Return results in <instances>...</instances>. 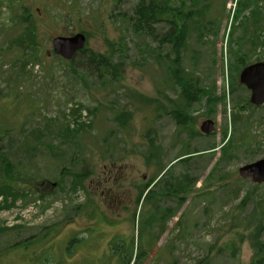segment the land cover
Masks as SVG:
<instances>
[{"label":"rangeland","instance_id":"rangeland-1","mask_svg":"<svg viewBox=\"0 0 264 264\" xmlns=\"http://www.w3.org/2000/svg\"><path fill=\"white\" fill-rule=\"evenodd\" d=\"M139 1L0 0V153L23 196L6 202L0 196V264H109L113 240L127 249L149 240L140 264H250L253 241L264 242V184L238 176L241 166L264 158V105L229 124L239 113L235 105L250 96L239 84L240 71L264 63V45L252 46L264 16L255 22L252 5L237 13L236 0H208L201 38L191 37L183 58L184 68L195 58L191 70L206 93L186 111L196 137L178 134L168 115L181 105L159 66L157 43L137 37L126 22ZM258 3L264 11V0ZM32 28L30 57L16 42ZM77 33L86 37V53L55 58L52 38ZM167 52L163 46L161 54ZM102 55L113 71L90 64L89 57ZM120 113L131 115L125 126L115 121ZM208 119L216 130L203 135L198 129ZM226 131L232 144L223 156ZM150 142L158 167L170 168L169 182L184 175L194 181L180 207L152 185L151 201L137 202L157 173L146 164ZM194 150L212 153L177 162ZM46 229L52 235L44 238ZM74 239L80 243L67 255Z\"/></svg>","mask_w":264,"mask_h":264},{"label":"trees","instance_id":"trees-1","mask_svg":"<svg viewBox=\"0 0 264 264\" xmlns=\"http://www.w3.org/2000/svg\"><path fill=\"white\" fill-rule=\"evenodd\" d=\"M258 4V0H236V5L239 6L237 13L240 12L242 8H246L247 6L252 5L254 6V9H252L250 17L254 18L255 22H257L258 18L264 16V11L257 7ZM27 7V15L34 17L32 15V8H30L29 6ZM207 15L208 0H140L135 5L128 18H126L127 24L137 37L150 38L157 43V50L155 51V53L157 52V54L155 55L159 57V66L163 68V70L165 71V75L176 89L175 91L178 95V103L181 105V110L173 109L170 110L168 114L174 124L176 132L179 134L183 130H188L192 136L196 137L199 136V133H196L193 129L195 125L192 118H190L186 111L192 108L197 102L201 101L205 97L206 93L205 89L201 86L198 77L195 76L194 72L191 70L196 63L195 58L193 56L189 58V61L191 63L190 68L183 67V58L185 57V51L191 37H194L196 41L201 38L202 24L205 22ZM162 27L165 29L164 32H160V29ZM255 31L256 33L253 37L252 42V46L254 48L260 45H264V28L258 26L254 30V32ZM231 32L232 30L230 29L228 36L232 34ZM35 40L36 31L33 28L32 30L24 31L19 35V38L17 39V51L20 52L27 50L32 54L29 56H33L34 54L32 48L34 47L33 45L36 44ZM163 46L168 47V52L164 55L161 54V48ZM85 53L86 50L84 48L77 55ZM55 58L61 60L56 56ZM88 60L90 64L96 67V69L102 70L106 73H109V70H114V67H109L110 58L107 55H102L101 57L92 56L89 57ZM69 64L71 65V62H69ZM235 107L239 113H232L231 119L229 120L230 128L231 125L235 126L237 124V120L242 119L241 114L243 112L253 106L249 103V100L243 99V101L238 102ZM130 119L131 115L125 113H120L115 117V121L120 126H125ZM245 133L242 134L241 138V143L243 145L246 144L249 140V135ZM192 136H190L189 139ZM223 140H225V143L220 147V150L221 154L224 156L232 144L231 133L227 136L226 131V133L223 134ZM150 143V150L147 155L146 164L148 166H152L153 168H157V173L144 186L145 190L148 191L145 192V195L143 194V191L140 192L137 202L139 203L141 201V204H145L146 202L151 201L153 192H150L151 189L149 188L152 185L155 186V190L157 189L160 191L161 198L172 201L173 203L177 204V207H180L186 199L187 187L193 184L194 181L184 175L178 177L175 183L169 182L167 175H169L170 168L158 167V154L153 143ZM214 149L215 147H212L203 151H210ZM200 153L201 151L196 150H194V152L184 151L183 154L177 159L184 156L186 158L179 159L177 162L184 164L188 158H201L203 157V155L211 154L212 152L205 154ZM6 159L7 158H5L0 153V161L4 163V165L1 167L3 168V174L5 175V177H2L0 179V196L4 198L5 202V198L7 197L15 199L23 197L21 193L14 187V185H12L14 182L9 181L11 180L13 168L10 163H7ZM217 166L218 163L216 164V166H214L209 175H212L216 171ZM89 204H91L90 201L87 203V206ZM153 208L155 213H158L160 211L158 203L154 204ZM166 212L168 211H162V213ZM91 219L94 218L92 217ZM95 219H99V217H96ZM88 229L89 228H87L86 232L91 233L92 229ZM46 231L47 232L43 235L44 238H46L48 235H52L48 233L50 230L46 229ZM75 240L77 241V243H75ZM148 242L149 243L139 244L137 245V247L132 243V245L130 244L129 248L127 249V246L126 244H124L123 240H113L109 244L110 250L108 260H112L113 264H140V262L147 255L146 253L150 245V241L148 240ZM74 243L78 244L80 243V240H70L64 253L67 254L68 252H70L71 254L72 249L71 251L69 249L71 246L72 248L75 246ZM27 245L29 244L20 243L17 246L25 248ZM252 248L253 256L250 260V264H264V242L255 240L252 243Z\"/></svg>","mask_w":264,"mask_h":264},{"label":"water","instance_id":"water-1","mask_svg":"<svg viewBox=\"0 0 264 264\" xmlns=\"http://www.w3.org/2000/svg\"><path fill=\"white\" fill-rule=\"evenodd\" d=\"M86 37L83 33L72 36H57L51 40L52 53L63 61H71L85 48ZM238 81L249 92V103L254 107L264 105V63L258 62L244 67L239 74ZM199 132L210 135L215 132V123L208 119L199 126ZM238 176L243 181L254 185L264 184V158L241 166Z\"/></svg>","mask_w":264,"mask_h":264}]
</instances>
